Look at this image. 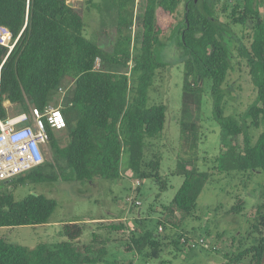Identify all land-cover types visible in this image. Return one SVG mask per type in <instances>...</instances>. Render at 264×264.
<instances>
[{
  "label": "trees",
  "instance_id": "1",
  "mask_svg": "<svg viewBox=\"0 0 264 264\" xmlns=\"http://www.w3.org/2000/svg\"><path fill=\"white\" fill-rule=\"evenodd\" d=\"M211 1L185 0L183 20L171 39L177 42L183 58L179 120L183 144L196 153L201 93L208 81L214 120L230 140L225 153L215 159L213 170L219 174L264 172V10L260 15L253 0H241L230 7L228 14V6L222 7V13L227 14V22H222L213 12ZM107 3L117 13L115 42L110 52L83 36L82 14L69 6L67 0H0V27L6 28L15 41L9 53L0 46V116L6 117L4 102L23 112L30 107L42 112L58 88L71 82L73 88L67 103L72 106L63 112L67 145L60 147L57 133L48 130L53 164L63 162L59 169L69 171L64 181L90 182L96 178L117 181L123 172L131 171L141 181L154 180L163 191L160 158L146 160L151 147L147 140L162 133L167 109L163 104L147 103L156 76L165 68L156 50L165 46L161 37L171 29L180 0H107ZM232 27L247 29L249 33L240 32L239 37ZM235 42L254 88L252 103L237 119L225 117L223 112L230 95L225 87L232 68L230 46ZM240 138L242 142L235 144ZM191 164V160L179 163L174 173L183 175L184 181L171 207L163 208L170 215L191 217L197 198L210 181L211 173L199 172L195 165L188 167ZM53 179L30 172L11 182H0V228L48 224L56 209L53 200L28 195L16 201L4 189L7 185L15 189ZM242 207L243 200L237 199L232 213L239 214ZM262 208L257 207V225L251 228L256 234L253 244L232 256L225 255L227 264H240L247 257L250 264H261ZM91 223L94 228H89L88 244H80L87 227L79 222L61 225L65 242L40 244L33 249L8 244L0 238V264H121L124 256L129 258L125 263L131 264L132 258L156 260L169 247L176 252L192 249L190 232L182 237V243L181 238L173 237L168 243L159 242L157 235L147 230L138 237L128 235L126 240H115L109 236L126 230L122 221ZM111 242L123 243L120 246L123 256L107 262V246Z\"/></svg>",
  "mask_w": 264,
  "mask_h": 264
},
{
  "label": "rangeland",
  "instance_id": "2",
  "mask_svg": "<svg viewBox=\"0 0 264 264\" xmlns=\"http://www.w3.org/2000/svg\"><path fill=\"white\" fill-rule=\"evenodd\" d=\"M236 2L240 3L241 0H212L211 4L217 18L227 22L226 15L230 13V7ZM253 3L259 14L263 15L264 0H253ZM67 4L82 14L85 23L83 36L104 51L110 52L115 42L117 13L107 0H67ZM225 5L229 8L227 14L222 13L221 10ZM184 6L185 0H180V5L172 18L171 29L161 37L165 46L158 48L156 53L165 68L158 73L148 93V106L163 104L167 109L162 133L153 140H147L151 147L146 160L149 161L154 156L160 158L159 176L165 183V189L162 191L160 184L154 180H139L131 171L123 172L117 181L96 178L90 182H66L63 177H67L69 171L59 169L64 166L63 162L53 164L48 149L45 154V164L49 166L44 164L43 169L36 168L32 172L52 176L56 180L30 182L15 189L7 185L4 191L11 194L16 201L28 195H41L53 200L56 209L49 223L36 227L0 228V238L8 244L33 249L40 244L65 242V238L61 235V225L79 222L87 227L80 238V244H88L91 240L89 228H94L91 222L119 220L125 224L126 230L120 234L110 235V239L126 240L128 235L138 237L143 230H147L154 232L159 242L168 243V239L173 237L174 240L181 238L182 243V237L190 232L188 237L196 244L192 249L181 252L169 247L156 260L146 257L132 258L134 262L131 264H227L225 255L232 256L253 244L256 234H253L251 228L257 225V207L263 206L260 214H264V172L219 174L213 170L215 159L225 153L230 140L214 120L208 81H205L201 93L200 138L196 153L193 154L183 144L185 140L181 135L179 123L182 108L183 58L177 42L171 39L183 20ZM232 29L239 37L240 32L249 33L247 29L243 30L240 27H232ZM237 45L235 42L230 46L232 68L225 82L230 95L223 105L224 116L235 119L244 113L254 99V88L248 68L238 55ZM70 84L71 82L65 83L66 86ZM54 98L55 95L51 103H54ZM21 111L14 105L8 108V114L11 116ZM56 137L60 147L67 145L68 138L65 131L57 133ZM241 142V138L234 141L235 144ZM190 160L193 164L188 167L195 165L199 172H209L212 176L197 198L195 211L191 217H183L178 213L170 215L163 208L171 207L172 200L184 181L183 175L174 173L179 163ZM125 164L126 158H123V165ZM136 180L140 185L135 188L134 193L132 190ZM130 197L141 205L130 206L127 203ZM237 199L243 200V207L239 214H233L232 209ZM261 231L264 234V227ZM199 240H203L204 244L198 245ZM122 244L109 243L107 262L123 256L120 247ZM126 257H123L121 264H127L125 261L129 258ZM240 264H250V257Z\"/></svg>",
  "mask_w": 264,
  "mask_h": 264
},
{
  "label": "built area",
  "instance_id": "3",
  "mask_svg": "<svg viewBox=\"0 0 264 264\" xmlns=\"http://www.w3.org/2000/svg\"><path fill=\"white\" fill-rule=\"evenodd\" d=\"M15 41L6 28L0 27V46L7 48L8 53L12 50ZM73 83L64 87H59L55 93L54 103H49L40 112L30 107L28 112H20L16 115H9L8 108L13 105L9 102L2 104L6 111V117L0 116V182L8 183L12 180L32 172L45 164V154L49 149L48 130L59 133L65 130V119L63 112L67 107L72 106L67 103L70 98ZM16 106V105H14ZM133 175H131L132 177ZM140 185L136 180L135 188ZM127 203L132 206H140V202L127 199ZM161 231V227H159ZM198 245H203L204 241L199 240ZM196 246L192 243V247Z\"/></svg>",
  "mask_w": 264,
  "mask_h": 264
},
{
  "label": "water",
  "instance_id": "4",
  "mask_svg": "<svg viewBox=\"0 0 264 264\" xmlns=\"http://www.w3.org/2000/svg\"><path fill=\"white\" fill-rule=\"evenodd\" d=\"M261 264H264V251H263V256H262Z\"/></svg>",
  "mask_w": 264,
  "mask_h": 264
},
{
  "label": "crops",
  "instance_id": "5",
  "mask_svg": "<svg viewBox=\"0 0 264 264\" xmlns=\"http://www.w3.org/2000/svg\"><path fill=\"white\" fill-rule=\"evenodd\" d=\"M125 173H128V171H126ZM71 223V222H70Z\"/></svg>",
  "mask_w": 264,
  "mask_h": 264
}]
</instances>
